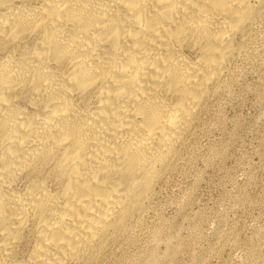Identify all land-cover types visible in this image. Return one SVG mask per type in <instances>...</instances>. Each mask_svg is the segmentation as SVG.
Masks as SVG:
<instances>
[{
  "label": "bare ground",
  "instance_id": "6f19581e",
  "mask_svg": "<svg viewBox=\"0 0 264 264\" xmlns=\"http://www.w3.org/2000/svg\"><path fill=\"white\" fill-rule=\"evenodd\" d=\"M263 12L264 0H0V264L112 249Z\"/></svg>",
  "mask_w": 264,
  "mask_h": 264
},
{
  "label": "rangeland",
  "instance_id": "374dc122",
  "mask_svg": "<svg viewBox=\"0 0 264 264\" xmlns=\"http://www.w3.org/2000/svg\"><path fill=\"white\" fill-rule=\"evenodd\" d=\"M259 17L145 214L84 264H264V12Z\"/></svg>",
  "mask_w": 264,
  "mask_h": 264
}]
</instances>
